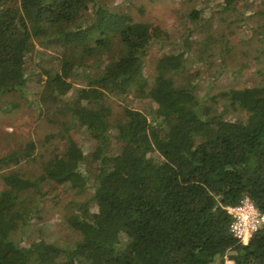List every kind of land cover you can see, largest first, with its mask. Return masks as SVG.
I'll use <instances>...</instances> for the list:
<instances>
[{
  "label": "trees",
  "instance_id": "16d2710c",
  "mask_svg": "<svg viewBox=\"0 0 264 264\" xmlns=\"http://www.w3.org/2000/svg\"><path fill=\"white\" fill-rule=\"evenodd\" d=\"M109 2L115 0H0V108L20 106L4 101L8 95L27 96L36 51L58 55L51 68L39 61L46 77L32 98L57 129L45 137L57 140L54 152L40 162L28 140L0 156V264H264V230L241 243L227 211L249 197L264 213V83L219 92L221 109L217 97L201 94V69L189 70L193 58L205 56L210 68L231 48L205 32L191 49V37L211 27L197 16L203 6L191 7L175 37ZM194 17L199 27L189 28ZM259 28L264 34V23ZM154 45L160 54L149 81ZM185 70L191 82L178 83ZM131 94L148 102L115 107ZM229 107L244 115L231 116ZM76 129L94 141L88 153ZM37 162L41 171L33 176L21 167ZM45 185L57 195L82 194L65 203V223L78 234L71 246L16 238L39 217Z\"/></svg>",
  "mask_w": 264,
  "mask_h": 264
},
{
  "label": "rangeland",
  "instance_id": "374dc122",
  "mask_svg": "<svg viewBox=\"0 0 264 264\" xmlns=\"http://www.w3.org/2000/svg\"><path fill=\"white\" fill-rule=\"evenodd\" d=\"M260 1L115 0L113 4L111 2L109 4L111 6L124 4L130 7L133 17L137 21L158 24L169 29L175 37L183 30V25L185 27L188 18L187 13L191 12V7L203 6L204 12L197 14V16L198 18L201 16L203 19L209 18L211 27L205 28L204 32L191 37L190 42L193 45L191 49H198L201 46L193 42L195 41L193 38L197 39L199 43L204 40L205 32L206 34L213 33L218 39L222 38V42H227L226 48L228 46L231 48L229 53H225V59H215L216 65L214 64L210 68L205 64V56L193 58L196 67L189 65V70L194 72L199 68L201 69L200 76L196 81L197 86L202 88L201 94L206 99L211 96L217 97V106L222 109L224 103L223 99L218 96L219 92L232 87L253 89L255 86L264 83V34L263 31H259V26L264 23V17L260 16ZM198 18L194 17L193 23H190L188 27H199L200 23L194 22ZM182 39L181 41H183ZM48 51L49 54L46 55L41 51H36L34 63L27 70V96L19 98L15 95H8L4 99L7 102L19 101L21 104L11 111L0 108V156L20 147L28 140H34L37 145L34 155L42 162L40 159L48 158L57 146V140L53 139L54 137L49 140L45 138L46 135L54 133L57 129L40 115L39 107L32 101V98L40 91V77H46L41 64L46 68H51L56 64L57 51L55 49ZM190 51L193 54L194 50ZM159 54L158 46L154 45L147 56L145 73L149 81L156 71V61ZM39 61L40 65L38 64ZM220 61H224V63L218 65L217 63ZM214 70L219 72L216 73ZM187 74L186 70L182 71L180 75L176 76L177 82L189 84L191 80H187V76L185 77ZM129 98H126V101L118 100L115 107L120 108L121 104H124L142 108L148 102L138 104L133 94ZM229 111L233 117L244 115L243 111L233 110L232 107H229ZM72 134L85 153H88L94 146V141L88 131L76 129ZM59 146L62 147V144ZM21 167L32 176L41 171L39 162L24 164ZM5 171L6 169H0V194L4 189L2 173ZM88 178L90 182L94 183L95 179L92 174L89 173ZM44 189L48 191V198L40 203L39 217L32 219L30 223L21 228L17 232L16 238L20 242L42 237L55 244L71 246L78 238V234L65 223V214L68 212L65 203L71 199L80 200L82 194H64L59 191L57 195L56 191H50L48 185H45ZM56 197L59 198L58 202Z\"/></svg>",
  "mask_w": 264,
  "mask_h": 264
},
{
  "label": "built area",
  "instance_id": "2783aa9c",
  "mask_svg": "<svg viewBox=\"0 0 264 264\" xmlns=\"http://www.w3.org/2000/svg\"><path fill=\"white\" fill-rule=\"evenodd\" d=\"M227 211L232 216L230 232L241 243L247 244L256 232L264 230V213L249 197L237 205L227 206Z\"/></svg>",
  "mask_w": 264,
  "mask_h": 264
}]
</instances>
